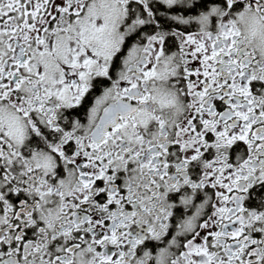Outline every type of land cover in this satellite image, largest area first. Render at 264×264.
<instances>
[{"label": "snow or ice", "instance_id": "6c2138e0", "mask_svg": "<svg viewBox=\"0 0 264 264\" xmlns=\"http://www.w3.org/2000/svg\"><path fill=\"white\" fill-rule=\"evenodd\" d=\"M0 264H264V0H0Z\"/></svg>", "mask_w": 264, "mask_h": 264}]
</instances>
